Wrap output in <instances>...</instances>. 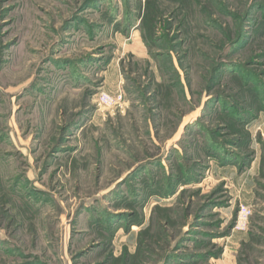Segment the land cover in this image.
<instances>
[{"label": "rangeland", "instance_id": "1", "mask_svg": "<svg viewBox=\"0 0 264 264\" xmlns=\"http://www.w3.org/2000/svg\"><path fill=\"white\" fill-rule=\"evenodd\" d=\"M262 21L264 0H0V264H264Z\"/></svg>", "mask_w": 264, "mask_h": 264}, {"label": "trees", "instance_id": "2", "mask_svg": "<svg viewBox=\"0 0 264 264\" xmlns=\"http://www.w3.org/2000/svg\"><path fill=\"white\" fill-rule=\"evenodd\" d=\"M148 4H151V3L148 2ZM148 4H147V6H148ZM145 11H146V13H144V17L142 19V25H143L144 30H146L145 31L146 34H143L142 35V40H143V42L146 45L147 44L149 45V41L150 40L152 41L153 40V37H154V32H155L154 31L155 30L154 29L155 28V19H154L153 15H150L149 9L146 10V8H145ZM260 30L261 31H264V21H262V23L260 24ZM243 124H244V122H243ZM238 147H241V146L238 145ZM205 155L208 158L209 157H211V158H217L218 157L220 160H222L223 163H226V164H228L230 162V161H228V160H230L229 159V156L225 152H224V155L220 157L219 154H218V152L215 151V149L213 147H211L210 145H209V147H206V149H205ZM177 173L178 174L176 175V179H175L176 185H179L182 182H185V181L187 182V181L190 180V179H188V178H190L189 177V174L186 176V175H184L183 171H181V170H178ZM150 187L152 188V192H154V193H157L158 192L157 187H155V188H153L152 186H150ZM122 207L125 210H134L135 209V207L132 204H127V205L122 206Z\"/></svg>", "mask_w": 264, "mask_h": 264}, {"label": "built area", "instance_id": "3", "mask_svg": "<svg viewBox=\"0 0 264 264\" xmlns=\"http://www.w3.org/2000/svg\"><path fill=\"white\" fill-rule=\"evenodd\" d=\"M124 102V96L122 94L112 97L106 93H101L99 95V104L105 107H115ZM252 216V209L245 205H240L238 220L236 228L239 230H247L250 218Z\"/></svg>", "mask_w": 264, "mask_h": 264}]
</instances>
